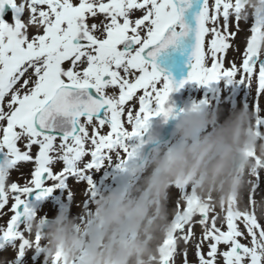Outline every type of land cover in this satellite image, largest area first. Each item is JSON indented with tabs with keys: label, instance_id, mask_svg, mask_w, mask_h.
Masks as SVG:
<instances>
[{
	"label": "snow or ice",
	"instance_id": "snow-or-ice-1",
	"mask_svg": "<svg viewBox=\"0 0 264 264\" xmlns=\"http://www.w3.org/2000/svg\"><path fill=\"white\" fill-rule=\"evenodd\" d=\"M241 32V62L226 68L228 52L240 51L234 41ZM184 63L187 77L177 81L171 69ZM222 79L249 86L255 81L252 111L264 131V11L249 14L240 0H213L211 6L209 0H0V221L8 216L0 223V264H19L33 248L28 225L34 192L37 200L57 189L72 197L73 180L86 184L87 200L95 194L93 172L119 156L131 160L136 147L129 141L142 137L154 117L172 115L173 92L189 82L211 86ZM134 98L138 111L130 105ZM126 106L131 130L123 119ZM21 163L33 165L30 179L20 173L24 184L11 180ZM262 172L253 181L264 194ZM174 192L159 264H176L177 255L190 264L189 245L198 264H264V224L251 211L255 194L244 197L247 212L239 202L235 210L224 205L217 212L190 188ZM9 249L15 255L5 258Z\"/></svg>",
	"mask_w": 264,
	"mask_h": 264
},
{
	"label": "clouds",
	"instance_id": "clouds-1",
	"mask_svg": "<svg viewBox=\"0 0 264 264\" xmlns=\"http://www.w3.org/2000/svg\"><path fill=\"white\" fill-rule=\"evenodd\" d=\"M242 2L249 14L264 11L262 0ZM254 116L247 107L226 116L222 110L199 105L173 111L169 118L174 121L175 140L152 150V172L142 190L126 194L116 188L103 195L84 225L61 214L51 218L54 223L37 216L30 222L29 238L41 233L47 246L39 250L49 259L62 250L69 261L79 264H159V243L172 225L164 207L159 214L154 212L155 200L175 183H194L206 192L231 186L252 163L247 153L258 143ZM130 171L136 175L140 169Z\"/></svg>",
	"mask_w": 264,
	"mask_h": 264
},
{
	"label": "rangeland",
	"instance_id": "rangeland-1",
	"mask_svg": "<svg viewBox=\"0 0 264 264\" xmlns=\"http://www.w3.org/2000/svg\"><path fill=\"white\" fill-rule=\"evenodd\" d=\"M253 177H254V174H253L250 166L247 167L245 169V171L240 172L239 177H238L239 178L238 197L236 199V202L237 203L239 202V205H244V197L247 194L253 193V194H255V197L258 195H264L262 193H257L256 191L251 192L250 187L247 186V182L250 181L251 178H253ZM252 205H254V207H255V210L257 212V216L263 218V216H264V200H262L260 202V204H252ZM262 220L264 222V218Z\"/></svg>",
	"mask_w": 264,
	"mask_h": 264
}]
</instances>
